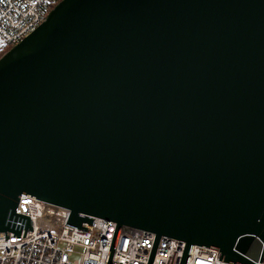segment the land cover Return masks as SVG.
I'll return each instance as SVG.
<instances>
[{
  "label": "water",
  "instance_id": "obj_1",
  "mask_svg": "<svg viewBox=\"0 0 264 264\" xmlns=\"http://www.w3.org/2000/svg\"><path fill=\"white\" fill-rule=\"evenodd\" d=\"M21 195L262 259L264 0L56 4L0 58V233Z\"/></svg>",
  "mask_w": 264,
  "mask_h": 264
},
{
  "label": "built area",
  "instance_id": "obj_2",
  "mask_svg": "<svg viewBox=\"0 0 264 264\" xmlns=\"http://www.w3.org/2000/svg\"><path fill=\"white\" fill-rule=\"evenodd\" d=\"M61 0H0V53L34 32ZM16 213L32 228L0 233V264H182L186 243L95 218L91 229L68 223L70 211L49 200L21 195ZM116 239V240H115ZM152 260V261H151ZM187 264H238L225 260L217 247L195 246ZM255 264H264L262 259Z\"/></svg>",
  "mask_w": 264,
  "mask_h": 264
},
{
  "label": "trees",
  "instance_id": "obj_3",
  "mask_svg": "<svg viewBox=\"0 0 264 264\" xmlns=\"http://www.w3.org/2000/svg\"><path fill=\"white\" fill-rule=\"evenodd\" d=\"M12 47H7L6 49L3 50V52L0 53V58L8 51L10 50Z\"/></svg>",
  "mask_w": 264,
  "mask_h": 264
}]
</instances>
